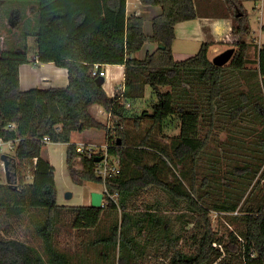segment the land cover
Here are the masks:
<instances>
[{
  "label": "trees",
  "instance_id": "trees-1",
  "mask_svg": "<svg viewBox=\"0 0 264 264\" xmlns=\"http://www.w3.org/2000/svg\"><path fill=\"white\" fill-rule=\"evenodd\" d=\"M18 1L36 6L35 27L27 34L36 38L38 60L67 68L69 82L24 90L19 67L29 61L26 52L0 56V134L16 123V131L4 138H18L14 184L0 182V264L44 263L36 246L10 234L11 220L27 215L35 220L33 231L51 264H73L56 241L65 223L82 234L98 230L92 243L101 244L105 257L118 249V264H264V128L253 141L255 161L235 166L242 176L252 174L247 195L222 197L213 179L217 173L198 178L221 131H256L259 120L264 125V46L245 38L250 32L246 0H226L238 38L224 65L210 58L208 41L194 55L174 58L175 25L198 16L195 0H141L163 8L153 18L151 35L142 16L126 15L127 0ZM146 41L164 46L141 59L137 53ZM95 63L124 64V86L114 95L97 82ZM147 86L155 95L150 110L134 112L120 99L136 103L146 96ZM94 105L111 113L115 135L109 119L92 112ZM90 128L105 129L107 140H113L110 151L122 158L121 173L108 182L119 197L105 196L99 207L59 204L55 166L42 155L43 138L68 143L74 182H101L92 171L95 156L81 155L72 141L73 132ZM27 162L33 165L31 181L24 179ZM146 188L156 189L155 200L140 209L138 198ZM212 211L230 212L225 214L235 227L228 240L213 225ZM104 215L115 217L108 232L101 233Z\"/></svg>",
  "mask_w": 264,
  "mask_h": 264
},
{
  "label": "rangeland",
  "instance_id": "rangeland-1",
  "mask_svg": "<svg viewBox=\"0 0 264 264\" xmlns=\"http://www.w3.org/2000/svg\"><path fill=\"white\" fill-rule=\"evenodd\" d=\"M26 4V1L20 2L18 0L7 3V6L11 5L12 7H19L15 9V14L12 18V22L15 23V26L18 24V27L21 26L20 23H22L23 19L20 17L19 9H27L29 6ZM2 11L3 10H1L0 13ZM5 14L8 15L9 12L6 10ZM252 37L253 35L251 34L249 36L250 40L248 39V41H252L254 44L259 43L258 39L253 41ZM261 42L264 43V36L261 38ZM215 56L216 54H210L211 59H213ZM251 65L256 64L252 63ZM103 84L110 91L112 82L107 75ZM154 98L155 95L153 94L151 87L147 86L146 97L140 99L136 103H132L128 107L137 113H141L144 109L150 110L151 103ZM91 110L96 116L102 118V120L108 121V116L106 118L103 111H99L96 105L92 106ZM254 127H256L254 128L256 131L251 129L246 130L245 133H235L232 135H230L228 132L221 131L219 134L220 142H218L216 145L217 149L215 148L216 150L208 151L201 162L204 167L200 168V174L198 176L199 180L203 179L207 174L209 175L212 173L211 175H213L214 173H217L218 177L213 179H217L219 181L218 187L221 189L217 190V193L220 192L222 197L223 195H226L229 199L236 200L243 193L247 195V190H250L251 188L252 183L246 184V182H249L248 177L252 176V174L247 172L244 176H242L239 174V170L236 169L235 166L243 165L244 160H246V162L255 161V145L253 141L257 131H259L262 127L264 128V125L259 120V124ZM178 131V129H175L172 131V133H176ZM79 132L80 131L73 133L74 140L88 141L99 144L100 140H103L105 130L103 128H94L91 132H87L88 134H80ZM67 148L68 143L66 142L50 141L47 142L42 149V155L46 159L50 160L55 166L57 202L59 204L68 203L70 205L85 204L88 201V197L92 189L102 190V183L96 180H86L83 184L74 182L67 166ZM6 150L10 154L14 153L13 149H8V147ZM31 164L32 163L29 162L24 164V179L26 181H30L32 178L31 174L33 171V165ZM76 165L79 168L82 166L79 160L77 161ZM214 167L218 168L217 171L214 169ZM0 175L1 182L5 183L4 173L1 172ZM214 185L217 184L214 183ZM155 192L156 189H144L138 198V207L143 209L146 202L154 201ZM234 212L237 213L238 211ZM225 213L230 212L218 213L216 211H212V221L213 225L219 230V234L223 235L225 240H228V233L230 230L234 229L235 225L229 220ZM38 217L40 219L41 215H38ZM114 217L115 215H104L103 221L99 226V231L101 233L108 232ZM37 218L36 221L38 220ZM69 219V217H66L65 220L68 222ZM34 222L35 220L32 221L30 215H27L24 219L21 217L13 219L11 220L12 228L10 230V234L32 243L37 247L38 251L43 256V264H51L44 251L42 240L33 231ZM188 226L192 227L193 224H188ZM97 231L98 230L95 229L91 232L82 234L77 232L75 229H71L69 223H65L61 226L57 235V245L60 249L68 253L73 264H118V249L116 251L111 250V252H109V254L105 257L102 255L103 249L101 244L94 245L92 243Z\"/></svg>",
  "mask_w": 264,
  "mask_h": 264
},
{
  "label": "crops",
  "instance_id": "crops-1",
  "mask_svg": "<svg viewBox=\"0 0 264 264\" xmlns=\"http://www.w3.org/2000/svg\"><path fill=\"white\" fill-rule=\"evenodd\" d=\"M9 2L11 1L0 0V11L3 10L0 13V56L3 54L26 52L25 54L29 61L23 62L19 67L21 88L26 90L37 86H66L69 82L67 68L57 66L51 61H39L36 38L27 34L28 31L35 27V4L27 1L26 5L29 7L27 9H19L20 17L23 19L19 28V24L15 26V23L12 22L15 9L19 7L7 6ZM195 7L198 12L197 17L179 21L175 25L173 55L176 60H183L197 53L204 41L212 43L209 56L210 54L217 55L219 52L232 47L235 39L238 38V35L233 32L234 24L232 10L226 0H195ZM244 7L249 15L248 27L250 29L248 36L245 38L248 40L249 36L252 34L253 41L258 39L259 43H257V45L259 47L264 46V43L261 42V38L264 36V0H246L244 1ZM6 10L9 12L8 15L5 14ZM162 10L163 8L161 5H145L141 0H127L126 4V15L128 17L131 15H139L144 18V30L148 35L153 33V18L159 15ZM158 47V42L146 41L137 53V56L143 59L147 54L154 52ZM103 67L106 70V75L112 82V87L109 91L104 84L103 86L106 92L112 96L115 94L118 87L122 88L124 86L125 66L124 64H103ZM120 99L122 101H128L124 97H120ZM96 106L99 111H103L107 118L108 112L101 105ZM93 129L94 128H90L79 133L88 134L87 132H91ZM106 132L105 130L103 140H100L99 143H103L107 139ZM72 141L75 143L82 142L74 140L73 134ZM31 175H33V171ZM31 180L32 178L30 181ZM93 191L101 190L92 189L88 201L85 204H91V194Z\"/></svg>",
  "mask_w": 264,
  "mask_h": 264
},
{
  "label": "built area",
  "instance_id": "built-area-1",
  "mask_svg": "<svg viewBox=\"0 0 264 264\" xmlns=\"http://www.w3.org/2000/svg\"><path fill=\"white\" fill-rule=\"evenodd\" d=\"M93 73L95 75H102L105 76L106 75V70L103 67V65H101L100 63H95L94 64V70ZM125 103L127 102V106L131 105L130 101H122ZM111 113L108 112V126L112 131V135H114L115 133V122H112L111 120ZM17 129V124L16 123H8L3 129L2 132L3 134H0V173L3 172L4 173V177H5V183L7 182V178H6V169H5V161L2 158V154L3 153H7L9 155V157L11 158V172L13 171V167H15V165H13V162H16L14 155L10 154L6 148L8 147V149H15V143L16 140L18 138H13V139H5L4 135H6V133L8 131H16ZM2 135V136H1ZM113 139V138H112ZM44 142H50L52 141L50 136H45L43 138ZM113 140H105V142L103 143H93V142H78L76 143V149L78 151V153H80L81 155H86L87 157H96V156H102V158L98 161L95 160V164L92 168V171L95 173L96 176H98L101 179V183H102V192L104 194V199L102 201V206L105 205L106 201H105V196H109L110 198L114 199L115 201H117L118 197H119V192L115 191V192H111L109 187H108V182L115 178L117 175H119L121 173V169H122V158L119 154L114 153L112 151H110V146L112 144ZM0 179H1V175H0ZM1 182V180H0Z\"/></svg>",
  "mask_w": 264,
  "mask_h": 264
},
{
  "label": "water",
  "instance_id": "water-1",
  "mask_svg": "<svg viewBox=\"0 0 264 264\" xmlns=\"http://www.w3.org/2000/svg\"><path fill=\"white\" fill-rule=\"evenodd\" d=\"M159 46H164V44L159 43ZM235 52V47H229L222 52L218 53L214 58L213 62L217 65H224L227 64L230 59L232 58L233 54ZM97 82L99 84H103L105 81V76L98 75L96 78ZM2 158L5 161V169H6V178L7 182L10 185H13V179H12V172H11V158L7 153H3ZM102 158V156H96L95 160L98 161ZM16 162H13V165H15ZM104 199V194L102 191H93L91 194V205L99 207L102 206V201Z\"/></svg>",
  "mask_w": 264,
  "mask_h": 264
}]
</instances>
